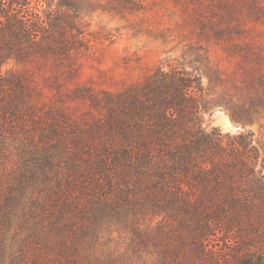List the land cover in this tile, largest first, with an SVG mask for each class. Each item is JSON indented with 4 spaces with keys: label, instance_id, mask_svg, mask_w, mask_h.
<instances>
[{
    "label": "trees",
    "instance_id": "trees-1",
    "mask_svg": "<svg viewBox=\"0 0 264 264\" xmlns=\"http://www.w3.org/2000/svg\"><path fill=\"white\" fill-rule=\"evenodd\" d=\"M96 1L0 0V264H128L143 255L149 264H264L260 149L250 130L202 125L195 75L157 66L117 91L80 89L100 114L75 120L39 116L25 79L2 70L9 60L87 50L82 16ZM115 2L121 15L144 8ZM242 82L227 110L247 123L264 111V74ZM29 155V167L11 160ZM108 227L128 235L125 252L99 247ZM11 231L19 247L9 261Z\"/></svg>",
    "mask_w": 264,
    "mask_h": 264
},
{
    "label": "rangeland",
    "instance_id": "rangeland-1",
    "mask_svg": "<svg viewBox=\"0 0 264 264\" xmlns=\"http://www.w3.org/2000/svg\"><path fill=\"white\" fill-rule=\"evenodd\" d=\"M140 1L141 11L121 15L113 10L115 0H97L95 10L82 16L89 39L87 50L64 59L38 56L18 63L9 60L2 70H13L25 79L30 102L39 116L50 111L81 120L100 112L77 96L80 89L117 91L145 79L157 66L183 69L195 75L203 89L207 106L202 125L218 126L230 133L250 130L254 145L260 149L257 168L264 175V111L253 121L242 123L233 121L227 110L231 101L237 100L244 78L264 74V0ZM29 158L12 156L11 160L29 167ZM11 233L6 240L11 247L5 253L9 261L19 247ZM100 243L107 252L123 253L129 247V237L108 227ZM148 261L145 255L140 260H127L128 264Z\"/></svg>",
    "mask_w": 264,
    "mask_h": 264
}]
</instances>
